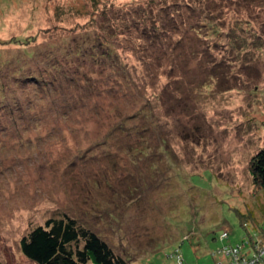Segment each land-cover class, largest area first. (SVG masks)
<instances>
[{
    "label": "rangeland",
    "instance_id": "obj_1",
    "mask_svg": "<svg viewBox=\"0 0 264 264\" xmlns=\"http://www.w3.org/2000/svg\"><path fill=\"white\" fill-rule=\"evenodd\" d=\"M91 1L0 0V74L25 64L24 52L44 53L70 30H83L103 9V1ZM147 1L109 0L116 10L107 18L115 24L137 4L148 9ZM189 1L174 0L181 6L170 7L166 19L181 29L172 35L180 45L175 61L163 55L145 69L142 53L126 42L138 40L137 28L119 36L120 63L138 87L118 104L99 97L96 110L57 117V102L70 111L76 100L58 92L66 86L60 77L71 72L48 78L59 85L44 82L45 93L20 79L1 85L0 75V103L11 92L12 111L0 118V264H34L22 255L21 238L63 215L97 232L125 264H229L226 246L253 234L262 239L264 189L253 185L249 165L264 147V0H191V10ZM206 12L219 33L199 25ZM244 36L261 48L243 49ZM57 53L65 61V50ZM39 63L32 64L37 75ZM95 68L88 70L93 78ZM147 102L154 123L148 145L130 134L104 136L121 118L114 109L127 115ZM224 230L229 238L220 240Z\"/></svg>",
    "mask_w": 264,
    "mask_h": 264
},
{
    "label": "trees",
    "instance_id": "obj_2",
    "mask_svg": "<svg viewBox=\"0 0 264 264\" xmlns=\"http://www.w3.org/2000/svg\"><path fill=\"white\" fill-rule=\"evenodd\" d=\"M103 1V9L95 17L89 20L83 30H69L70 34L60 39L61 45L49 44L48 49L42 53L36 54L32 49L24 52V59H27L25 64H20V68L16 72L15 66L13 65L10 70L3 71L5 75H1V80L4 81L1 85L7 84L10 87V81L20 79L21 85L24 86L36 85L40 88L42 93L46 91L42 87L44 82H49L48 86L59 85V80L52 78L56 72L63 73L71 72L68 77H60L65 80L66 86L60 87L59 91L62 99L65 98H76L73 102V108L70 111L61 109L60 103L57 102L55 105L60 110L57 111V117L69 115H79V112L89 109V111L96 110L97 99L99 97L106 98L107 104L114 105L118 104L121 99L128 98L133 90L138 87L135 80L130 79L129 71L126 72L125 67L120 63L118 48L121 47V41L119 36L129 30V27H136L138 37L135 41L126 40L130 46V51L136 54L135 50H139L142 53L144 68H152L153 62L157 61L160 56H166L169 61H175L178 55V49L180 47L179 41H173V33L179 32L180 26L177 21L170 20L167 22L169 15V8H178L173 2L166 4V0H158L154 5V0L147 1L146 5L137 4L132 7L133 13L128 18L117 17L118 22L114 24L113 20L107 18L108 12L116 10L115 6L108 4L109 0H92L93 5H98ZM190 10L193 8L191 0L187 3ZM131 13V12H129ZM210 13H205L203 24L201 25L204 29H210L214 33H219L216 29L219 26V21L212 19ZM105 17L107 18L106 21ZM120 21V22H119ZM112 22V23H111ZM102 23V24H101ZM113 24V25H112ZM168 30H166V28ZM165 28V29H164ZM169 31V32H168ZM115 32V33H114ZM27 40L26 42H28ZM136 42L140 44H136ZM146 42V43H145ZM171 46L166 48V43ZM250 44H253L256 48H261V41L257 40L252 42L251 38H244L240 42V46L243 49H248ZM27 47L30 46L28 43H24ZM32 48H40L34 46ZM65 50L66 56L65 61H59L57 59V52ZM57 51V52H55ZM176 52V55L174 53ZM140 54V53H139ZM140 56V55H139ZM83 57V58H82ZM38 61L40 73L34 71L32 68L33 62ZM13 61V59H12ZM64 62V63H62ZM79 62L87 64V71H81L79 69ZM69 64L68 68L64 71L62 66ZM99 67L96 77L88 75L89 72L95 73V67ZM174 67L172 63L170 65ZM5 68V67H4ZM1 70V69H0ZM13 70V72H12ZM173 68H169L167 72H172ZM108 71V74L106 72ZM18 73H21L19 76ZM112 74V75H110ZM150 74V72H149ZM148 73L144 74V80L150 77ZM174 74V72L172 73ZM49 75V76H46ZM5 76V77H4ZM74 76H77L82 80L86 81L87 84H81ZM143 76V75H142ZM9 77V78H8ZM82 77V78H81ZM43 88V89H41ZM75 89V90H73ZM44 90V91H43ZM72 92H77L75 96ZM9 96L4 97L5 102L0 103V111H3L0 118L7 116L11 109L6 104L10 100L11 92ZM4 93L0 95L3 97ZM131 97V96H130ZM59 101V100H58ZM149 102L143 104L140 107V112L135 113H122L121 111L113 110L115 117L118 115L116 122L110 126V130L104 133V136L113 138L114 136L120 140L123 138L128 139V134L136 140L138 146L142 147L148 145L150 141V134L154 123L152 122V115L149 114ZM76 106V107H74ZM79 106L82 110H79ZM110 106V105H109ZM78 108V109H77ZM264 109V106H263ZM57 110V109H56ZM50 111L55 112L50 109ZM67 113V114H65ZM82 114V113H81ZM130 122L128 126L127 123ZM121 132V136L119 135ZM105 137V138H106ZM129 140V139H128ZM134 141H132V144ZM130 145V144H129ZM139 147V154L146 157L147 155L142 152L143 148ZM135 149H138L137 147ZM250 172L252 183L260 189H264V147L256 152L250 161ZM164 178L161 179V181ZM161 183V182H160ZM159 183V184H160ZM241 223V219L239 217ZM245 226V224H241ZM223 232L227 233L225 239L221 238ZM220 234V240H227L229 238L228 231L224 230ZM190 231H188V234ZM188 234L183 236L180 240L181 244L189 242L190 237ZM256 236L250 235L245 241H241L240 244L235 246H226L225 248L238 247L240 256H249L250 248L248 244L250 240ZM264 236V234H263ZM20 251L22 255L33 262L34 264H125L122 257L115 253L114 249L109 243L103 239L97 232L91 230L87 226L80 223L77 219L67 215H63L57 218H49L43 225H39L31 229L25 236H23L19 243ZM242 248V249H241ZM249 254V255H248Z\"/></svg>",
    "mask_w": 264,
    "mask_h": 264
},
{
    "label": "built area",
    "instance_id": "obj_3",
    "mask_svg": "<svg viewBox=\"0 0 264 264\" xmlns=\"http://www.w3.org/2000/svg\"><path fill=\"white\" fill-rule=\"evenodd\" d=\"M226 237L227 233L223 232L221 238L225 239ZM249 244L250 255L248 254L249 256L246 255L243 257L240 256L238 247L224 248L223 252H225V255L229 258V264H264V236L260 240L255 236L250 240Z\"/></svg>",
    "mask_w": 264,
    "mask_h": 264
}]
</instances>
